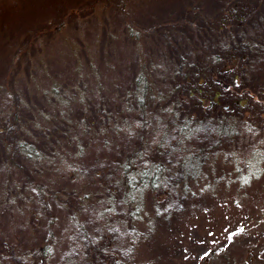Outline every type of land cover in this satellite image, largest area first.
Listing matches in <instances>:
<instances>
[{"label": "rangeland", "instance_id": "1", "mask_svg": "<svg viewBox=\"0 0 264 264\" xmlns=\"http://www.w3.org/2000/svg\"><path fill=\"white\" fill-rule=\"evenodd\" d=\"M251 5L255 11L248 24L228 20L218 31L215 23L229 15L230 0H0V112L17 96L34 97L32 119L45 125L38 116L37 89L46 91L53 83L79 88L94 105L104 98L119 109L110 100L129 89L139 53L153 69L154 81L167 78L176 61L191 57L185 46L190 36L206 46L203 51L213 41L221 45L230 37H258L257 54L246 69L257 90L264 86V3ZM198 27L204 31L197 33ZM237 67L232 61L223 65L228 71ZM232 92L234 87L221 91L219 105L204 101L196 107L183 100L178 116L163 112L168 109L163 104L153 106L159 121L153 116L146 122L145 148H139L142 119L131 110L120 119L111 112L119 121L109 122L108 127L116 125L114 133L97 120L98 135L83 138L81 147L80 139L73 146L59 133L56 142L41 136L37 152L27 149V160L15 156L11 162L0 152V264H38L35 251L49 232L52 257L40 264H111L115 257L126 264H264V97L252 101L251 115L226 108ZM70 113H77L76 107ZM189 122L193 125L185 136L178 128ZM132 148L135 172L157 164L169 171L160 186L141 192L149 217L142 216L132 230L139 242L125 259L126 238L120 228L108 226L124 220L122 172L130 170L121 164ZM187 159L188 175L197 170L194 177H184L179 167ZM80 187L99 193L100 200L77 203L73 192ZM109 198L116 200L107 216L102 209ZM74 217L83 237L103 234L101 256L84 252Z\"/></svg>", "mask_w": 264, "mask_h": 264}, {"label": "trees", "instance_id": "2", "mask_svg": "<svg viewBox=\"0 0 264 264\" xmlns=\"http://www.w3.org/2000/svg\"><path fill=\"white\" fill-rule=\"evenodd\" d=\"M251 2L264 3V0H230L231 10L229 15L225 13L226 17L215 23V28L221 31L228 20L239 22L244 25L248 24L251 17L249 13L255 11ZM186 22H189L188 24L191 27L190 18ZM196 31L198 33L204 30L198 27ZM175 32L176 31H174V33ZM192 37L193 36H190L185 40V46L191 49L192 58L190 57L191 59L189 58L187 61L181 59L176 61V67H174L173 71L168 73L167 78L161 77L154 81L152 77L153 69L147 64L146 57L139 53L140 66L138 65V70L131 79L129 89L123 94L117 95V92H115L114 99L110 100L111 102L117 101L116 103L119 109H113L110 103L105 101L104 98H97L98 103L96 105L92 104L79 88H74L73 86L68 87L64 84H48L47 88L45 87L46 91L37 89L40 93V101L42 103L39 107L38 116H42V122H45V125L40 127L41 122L38 121L41 120L36 119V117L32 119V109L37 107L35 98L28 96L24 97V100L19 96L13 98L10 106L6 107L4 105L2 107L3 110H1L2 113L0 112V147L3 148L0 152L11 162H13L15 156H18L22 160H27V158L30 157L27 149L32 148L34 152H37L35 147L41 144V136H48L51 140L56 142L55 138L58 137L59 133L63 138L70 137L73 146L76 141L80 139V142L82 141V143H80L81 147L83 138L96 137L98 135L99 132H97V127L99 123L100 125L104 124L108 127L109 122L115 123L118 121L114 119L115 116L120 119L124 116V113L128 114L131 110H134L136 116L142 119L141 130L139 129L142 134L138 135L142 140L139 148H145L147 147L146 140L143 141V136H145V132H147L145 124L147 122L149 125L151 123V118L157 116L155 111L151 109L153 106L158 107L163 104L168 107V109L162 110L163 112L173 113L178 116L183 100L189 101L190 103L194 102L191 104L196 107L201 106L204 101H210L212 104L219 105L221 101L219 97L221 94L220 92L229 87H234V92L229 94V101L225 103L226 108L228 107L237 112L242 108L245 112H252V101H258L261 100L260 97H264V86H259L257 90L254 89L257 85L253 87V85L250 84L247 73L249 71H246L247 67L252 64L253 54H257L255 48L261 43L258 37L247 35L245 38L230 37L228 38L229 41L226 40L221 45L215 44V41H213L206 51H203L206 46L204 47V44L199 40L193 42ZM204 38L206 39L207 36ZM135 43H138V38H136ZM172 48L174 51L178 52V45L176 43L173 42ZM171 58L172 54L170 55V59ZM227 61L237 63V70L233 69L228 71L223 68V65H225ZM28 77H30V74ZM29 81L30 79L28 78L27 82ZM222 81H227L226 83L228 84H223ZM156 82L161 84L162 88H159ZM173 83L176 85H172ZM220 84L223 85L220 86ZM164 87H166V89L162 91ZM96 88L99 89L98 83H96ZM0 90L3 93V89L1 88ZM218 97L220 99H218ZM263 99L264 98H262L261 101H263ZM118 102H122L124 110H120L122 106L119 105ZM73 107H76L77 113L71 115L70 108L72 109ZM48 109H50V111L52 109L51 113H47ZM27 110L29 114H25ZM257 111L258 109L256 113ZM111 112L116 115L112 117ZM253 113L254 111L251 115H254ZM97 120L98 124H96ZM155 121H159V118L156 117ZM28 122V127L30 124L35 127L31 126L29 135L27 134L28 127L26 130H23V127H25ZM192 125V122L184 123L178 128V131L187 136V133L191 131ZM115 126H109L108 129L114 133L113 129ZM123 128L124 126L122 125V128L120 127L118 132H121ZM129 128L130 127H128V129ZM16 131L19 132L20 135H17ZM32 140L35 141V144ZM132 157L136 158V150H134V148L131 149L128 158L125 159L122 164L120 163L121 166L127 165L130 170L125 172L123 170L122 172V178L125 182L123 184L124 192L121 197V203L125 208L123 212L124 220L122 219V223L117 221L116 225L111 224L108 226H117V228L121 230V237L123 239L126 238V248L128 252L124 254L125 259L131 256V252L139 242L136 234L131 233L132 230H136V224L143 219L142 216L145 215L149 217L148 214L143 213L142 207L144 205V200L142 201L140 194L147 188L153 191L154 187L160 186L164 175L169 171L167 167L157 164V166L151 167V169H146L137 173L133 170L132 162L130 161ZM198 161L200 162L201 160ZM189 164L190 162L187 159L179 165L183 172V176L186 178L194 177L197 172V170H194L192 176L188 175ZM77 170L82 172L81 169ZM94 176L98 177L97 180L99 181V176L95 174ZM74 177L73 175V178ZM114 182L117 184L116 180H114ZM111 189L112 187L109 188V193ZM75 191L76 192H73L76 196L75 201L79 204L86 201L89 205V202L95 203L100 200L98 198L99 193L86 190L83 187ZM116 198L107 199L102 213L110 216L111 212L114 210L113 204ZM77 217H74V219L79 231H82L79 234L82 238L85 233L81 225L78 224ZM152 227V223L149 222L147 228L150 230ZM156 227L155 222L153 230ZM139 233L145 234L141 233V231ZM52 237V233L49 232L48 239L35 251L40 255L41 259L46 260V263H48L47 260L52 257ZM103 239V234H100L99 237H89L87 233V235L81 239L80 246L84 252L87 250L88 253H91L90 258L101 256V251H98V247L99 244L104 241ZM118 258L119 257H115L111 264H126L124 259L116 260ZM40 261L37 263L40 264ZM82 263L93 264L89 261ZM30 264H34V262L31 263L30 261ZM154 264L165 263L155 262Z\"/></svg>", "mask_w": 264, "mask_h": 264}]
</instances>
